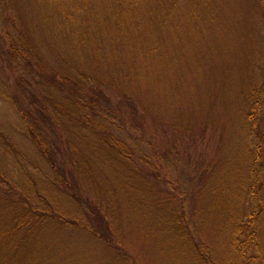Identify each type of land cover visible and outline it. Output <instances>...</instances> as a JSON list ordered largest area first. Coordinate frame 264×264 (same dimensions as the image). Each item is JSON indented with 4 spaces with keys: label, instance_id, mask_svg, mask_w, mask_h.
<instances>
[{
    "label": "rangeland",
    "instance_id": "374dc122",
    "mask_svg": "<svg viewBox=\"0 0 264 264\" xmlns=\"http://www.w3.org/2000/svg\"><path fill=\"white\" fill-rule=\"evenodd\" d=\"M260 193L264 0H0V264H264Z\"/></svg>",
    "mask_w": 264,
    "mask_h": 264
},
{
    "label": "trees",
    "instance_id": "16d2710c",
    "mask_svg": "<svg viewBox=\"0 0 264 264\" xmlns=\"http://www.w3.org/2000/svg\"><path fill=\"white\" fill-rule=\"evenodd\" d=\"M127 1H137V0H127ZM138 1L141 2V1H145V0H138ZM9 48L10 49L14 48L13 42L10 44ZM16 55H17V53L13 52L11 56L13 57L12 58L13 62H15V64H18L19 61L17 60ZM19 56L20 57H18V58L22 59L25 68H28L27 66L30 67L29 56L24 52H20ZM34 138H35V143L37 145V148H38L39 152L41 153V156L46 161L47 165H49L56 172H58L61 176H63L62 170L60 169V166L58 165V163L54 160V158L51 154V150L49 149V146H47V144H45L44 140L41 138L40 135H36ZM253 174L257 176V177L255 176V181H254L256 183V180H258V178H259L258 177L259 169H255L254 172L252 173V175ZM260 174H261L260 177H262L263 173H261V171H260ZM62 180L65 181L64 177ZM255 183H254V185L257 186L256 191L260 192V186L262 185L263 181L260 180L259 183H256V184ZM76 194H78V193H76ZM256 202H258V204L256 203L257 205L254 206V210L251 213L252 219L250 220L249 224H241L240 222H237V224H236V229L234 232V244H235L236 249L239 252H242L241 251L242 245H240V242H239L240 236L245 237L244 243L247 246L251 242L258 244V240H259L258 235L260 234L259 233L260 232L259 231V229H260L259 228V221L262 219L261 217L264 214V198L261 196V193H260V195H258V197H256ZM98 225L101 229L105 228V225L102 221H100V223ZM96 236L99 238H104L103 236H108L107 230L103 231V236L102 235L101 236L96 235ZM237 243H238V245H237Z\"/></svg>",
    "mask_w": 264,
    "mask_h": 264
}]
</instances>
